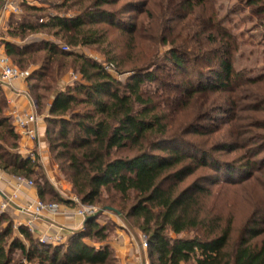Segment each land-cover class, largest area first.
Instances as JSON below:
<instances>
[{
    "label": "trees",
    "instance_id": "obj_1",
    "mask_svg": "<svg viewBox=\"0 0 264 264\" xmlns=\"http://www.w3.org/2000/svg\"><path fill=\"white\" fill-rule=\"evenodd\" d=\"M120 1L62 0L60 4L51 3L52 9L64 10L63 14L75 11L74 15H49L42 23L38 21L42 17L34 23L15 16L7 19L6 35L22 43L4 42V54L11 60L17 58L15 63L22 70L28 63L39 65L27 79L28 90L30 95L34 91L41 92L35 93L33 99L37 113L41 111L39 107L47 113L45 137L52 160L82 205H100L118 212L121 217L138 221L136 226L147 240L151 264H264V203L257 205L251 225L240 241L234 243L230 241L232 219L225 221L214 206L207 205L213 187L239 189L252 176L264 173L261 170L264 169L263 115L247 118L251 120L249 127L238 124L234 116L236 111H244L239 104L240 87L264 84V74L259 79H243L234 71L230 58L242 43L222 25L213 6L205 0H195L193 4L192 0H179L185 15H194L195 10H199L195 16L197 24L179 32L178 26L167 27L166 24L159 29L160 46L170 47L166 61L175 71L185 70L182 57L185 55L209 63L206 60L211 52L208 47L217 44L211 55L219 63V71L211 77L204 76L196 86L190 82L177 85L181 93L171 97L166 89L170 84L159 82L154 69L137 71L131 59L133 55H129L126 60L130 58L128 64L133 73L121 83L103 64L74 51L78 47L104 45L112 29L127 38L124 50L130 54L141 51L139 45L143 37L138 36L137 25L129 23L130 17L126 14H142L138 7L145 4L126 3L127 8L119 11L114 8ZM4 2L0 0V10ZM244 2L264 19V0ZM178 3L174 7H178ZM21 9L31 14L44 10L25 5ZM196 26L210 33L204 36ZM189 29L194 33L188 35ZM42 31L59 40L68 51H62L61 44L45 40L27 43L30 35ZM189 46L192 53L188 52ZM110 52L104 53L107 65L115 69L125 65L119 61L120 55ZM159 56L155 50L150 61L156 62ZM69 58L80 79L59 89V78ZM163 66L155 69L163 71ZM154 81L160 85L152 86ZM221 92L230 93V97L223 105L211 107L210 116L225 114L221 121L226 126L233 121L228 133L222 136L220 143L207 149L184 139L187 134H213L222 127L208 130L210 127L196 119L202 113L184 122V114L178 118L181 111L178 106L189 108L195 96L210 99ZM50 95L53 100L48 105ZM252 98L254 103L249 112L264 114V92ZM5 110L6 99L0 87V169L14 177H36L40 199L58 203L60 200L37 161L15 151L18 136ZM206 118L211 120L208 115ZM5 143H8L6 148ZM240 151L244 153L232 160L215 155ZM202 170L209 171V175L181 188L185 180ZM99 217L85 221L83 230L73 234L66 244L51 246L34 238L26 227H19L18 235L6 241L13 222L2 214L0 264H118L108 245L109 233L97 222ZM190 232L198 235L177 238ZM260 237L261 240L254 241Z\"/></svg>",
    "mask_w": 264,
    "mask_h": 264
},
{
    "label": "rangeland",
    "instance_id": "obj_2",
    "mask_svg": "<svg viewBox=\"0 0 264 264\" xmlns=\"http://www.w3.org/2000/svg\"><path fill=\"white\" fill-rule=\"evenodd\" d=\"M62 0H57L50 2L48 0L43 1V5L41 6L43 11L39 13H26L22 12V15L17 16L18 19H25L29 22H37V20L42 17L43 20H47V17L49 15H74L76 12H68L63 14L64 10H53L51 7V3H58L60 4ZM144 2V7H138V11H143L142 14H138V12H129L127 17H130L129 23H134L137 25V34L139 37H143L141 45L139 47L141 48L140 52L134 51L132 54L130 52L124 50V46L126 45L127 38L122 35L117 30H110L107 35V41L102 46H89V47H78L74 51L84 55L85 57L96 61L101 64H108L107 63V56L105 55L108 51H111L110 53L112 55H120L119 61L125 65L118 67L115 69V72H111L110 75L114 77L116 80L120 81L121 83H125L129 76L132 75L133 71L130 70L131 64H128L130 61L126 60L127 57L130 55L132 56V62H134L138 70L137 71H150L153 70L156 73V77L159 82L170 84V88H166L171 97H176L180 92V90H177V85L182 83H191L193 86H196L199 82H201V78L205 77H211L214 72L219 71V63L217 60L212 59V51L217 47L215 46H209L208 51H211L207 56L206 60L209 61V63H206L205 61L194 59L190 55L182 56L184 59V69L185 70H177L175 71L172 66L166 61V57H168L169 49L168 45L160 46L159 39L157 37L159 33V29L166 24L167 27H177L178 26V32L181 31L184 28H190L192 26H195L197 24V17L199 14V10H195V12L192 14L185 15V13L180 9L179 7V0H122L120 1L117 6L114 9H120L119 11H123L127 7H125L126 3H138V2ZM208 5L213 6L217 12L219 13V18L222 19V25L226 27L227 29L231 30L232 33L236 34L239 43L237 46V51L233 52L231 55V64L233 66L234 71L236 73H239L243 79H259L264 74V19L262 15H256L253 13V10L251 8H248L245 6V0H205ZM178 3V7H174ZM192 4L195 3V0H192ZM172 5V6H171ZM174 7V8H173ZM142 9V10H141ZM30 13V14H29ZM125 15V16H126ZM185 16V17H184ZM183 17V18H182ZM195 24V25H194ZM141 27V28H140ZM199 29V33L206 36L210 32H206L205 28H199V26H196ZM105 28V27H104ZM102 29V26H101ZM174 30V29H173ZM203 31V33H202ZM188 35L194 33V30H188L186 32ZM4 38H7V36H3ZM10 41H19L16 38H12L8 36ZM37 37L40 40H50L53 43L61 44L59 40H56L51 35L46 34L45 31H42L39 34H33L30 35L29 38ZM203 37V36H202ZM178 45V42L175 43L174 47ZM192 45V42H191ZM63 48H66L63 44L60 45ZM64 46V47H63ZM170 46V45H169ZM70 49V48H69ZM188 52L192 53V46H189ZM155 50H158L159 58L156 60V62H153V60L150 58L153 57ZM63 51V50H62ZM105 53V54H104ZM110 54V55H111ZM187 54V53H186ZM0 55H5L4 53ZM41 56L42 54H38ZM6 56V55H5ZM11 63L13 68L18 69L19 71H30L32 72L33 69H35L38 66H35L34 64L28 63L27 66H25L22 69L19 68V66L15 63L17 58H12V60L6 56ZM14 61V62H13ZM148 63V64H147ZM67 66L65 65V68L62 71V75L60 76V80L63 79L65 82H68V85H72L76 82L71 81V75L72 74H78L77 71H75L74 65L71 63V59L69 58L67 60ZM130 65V66H129ZM164 65L163 71H158L155 69L158 66ZM152 66V67H150ZM120 70V72L118 71ZM59 80V81H60ZM154 81L151 85L152 86H159V82ZM264 82V81H262ZM40 84V82H39ZM62 84V83H61ZM61 84L59 85V89L61 88ZM263 85L260 83L257 86H242L240 87V90L242 91L241 94V101L239 102L240 107L243 110L236 111L234 116L237 118V123L241 125L248 126L251 120H247V118H258V117H264V114L261 113H253L249 112L250 105H253L254 103V96H258L262 94L263 91ZM63 88L65 85L62 86ZM164 89V88H160ZM165 91V90H163ZM35 93H41L34 91L32 95H30V98L34 101L33 96ZM54 95V94H53ZM53 95H50V98L48 100V105L52 103ZM240 95V94H239ZM238 95V96H239ZM230 97V93H217L215 95H212L209 98H201L198 96H195L193 98V101L190 102L189 108L187 106L185 108H180L178 106V111L181 109V111L178 112V118L180 115L184 114V118L182 121L189 122L193 120L195 115L197 113H202L200 117H196V119H199V123L205 127H210L208 130H213L217 126H221L222 129L219 132L213 133V134H203L202 136H193V135H184V139L190 141L192 144L200 145L207 148L213 147L220 143L219 141L222 140V136L228 131L230 126L223 125L224 121H221L222 119H225V114H218L214 113L210 116L213 106H219L223 105L226 101V99ZM35 103V102H34ZM41 111L37 114L39 115H45L46 112L44 111L42 107H39ZM36 109V108H35ZM215 109V108H214ZM247 111H246V110ZM37 112V111H36ZM38 115V116H39ZM206 115L208 117H211V120H207ZM180 119H178L179 121ZM190 124V123H189ZM249 127V126H248ZM228 133V132H227ZM182 137V136H181ZM227 138V136H226ZM6 145L8 146V143L4 145L6 148ZM188 145V144H187ZM244 151L235 152V153H223V152H217L215 153L216 156H224V158L227 159H235L236 157H239L241 154H243ZM52 158V157H51ZM57 166V165H56ZM1 170V169H0ZM264 170V169H261ZM209 171L202 170L195 173L193 176L189 177L185 182L181 185V188H186L193 184L197 179H199L202 176L209 175ZM28 180V179H27ZM34 186H36L35 182L37 180L36 177H31L29 179ZM221 186H215L212 189V197L210 200H208L207 205L209 207L214 206L215 211L219 212L225 221H227L229 218L232 219V232H231V239L232 243L236 241H240L241 236L243 235L245 229L251 225V219L253 218V214L255 211V208L258 204L264 203V173H257L256 175L252 176L243 186L239 189H231V190H225L223 188H220ZM73 195V194H72ZM76 197V196H75ZM45 204H58L56 202H48L47 199H40ZM85 206V205H84ZM96 208V213H101L99 219L101 221L100 226H104L106 230L109 233V241L116 240L117 237V231L123 230L126 232V234L130 233L135 235H138V241H144L145 236L141 233V231L136 226L138 224V221L134 219H126L125 217H119L113 212L110 211H103L105 208L101 207L100 205L91 206ZM94 214V215H95ZM30 231V230H29ZM31 232V231H30ZM198 233V232H197ZM32 234V232H31ZM18 235V227L13 224L11 233L9 237L6 238V241H10L15 236ZM172 237H176L173 234H169ZM196 234L195 232H190L188 234H181L177 236V238H185V237H193ZM89 239L88 241H90ZM260 238L255 239L254 241H259ZM147 241V240H146ZM143 247V246H142ZM145 249L149 250V247H143ZM15 260L17 259L14 258Z\"/></svg>",
    "mask_w": 264,
    "mask_h": 264
},
{
    "label": "crops",
    "instance_id": "obj_3",
    "mask_svg": "<svg viewBox=\"0 0 264 264\" xmlns=\"http://www.w3.org/2000/svg\"><path fill=\"white\" fill-rule=\"evenodd\" d=\"M7 19L6 15H1L0 13V54L5 51L4 42L22 43L8 39L9 37L6 35ZM4 35L7 38H4ZM32 38H28L27 43L41 41L37 37ZM60 84V89H63L62 86H67L68 82L62 79L59 81ZM0 87L6 99L5 114L10 118L13 125L12 112L28 113L31 110L28 99V96L30 97L28 82L27 80H14L8 86L0 83ZM46 117L47 113L39 115L38 123L35 127L37 132L36 140L29 141L16 133L18 136V147L15 151L24 158L32 157L33 161H37L39 166H41L45 179L60 200L57 204L59 207L57 214L44 211L33 220L32 225V235L34 238L38 241L41 240L43 244L58 246L66 244L73 234L82 231L84 221L77 215V205L71 202V198L74 195H72L70 184L61 176L58 167L51 158L45 137L46 124L44 120ZM14 132L16 131L14 130ZM13 178L14 176L0 170V203L13 194L17 196L16 201L12 205L0 211V216L2 214L8 216L13 224L19 228L24 227L23 224L30 218L20 208L33 203L35 200L40 199V197L36 186H22L19 191H16ZM97 222L101 224L100 219ZM117 234L116 240L109 241L108 245L112 249L118 264H151L150 251L142 247V241H138V235L126 234L123 230H118Z\"/></svg>",
    "mask_w": 264,
    "mask_h": 264
},
{
    "label": "built area",
    "instance_id": "obj_4",
    "mask_svg": "<svg viewBox=\"0 0 264 264\" xmlns=\"http://www.w3.org/2000/svg\"><path fill=\"white\" fill-rule=\"evenodd\" d=\"M44 0H5L3 3V6L0 10L1 15H6L7 17L10 16H20L22 15V9L21 6H34V7H41L43 5ZM39 23L44 22L43 19L38 20ZM63 51H68L67 48H63ZM104 68L109 72H115V68L112 65L103 64ZM31 72L30 71H19L16 68H13L11 63L9 62L8 58L5 55H0V83L2 85H10L12 81L14 80H23L26 81ZM80 76L78 74H72L71 75V81L76 82L79 81ZM29 104L31 110L28 113H17L12 112L11 116L13 118V125L14 130L16 131L18 135H20L23 138H26L29 141H34L37 138V132H36V124L38 123V114L36 112V107L34 101L28 96ZM33 161L34 159L32 157H28ZM14 187L16 191H19V189L22 186H28L33 187L34 184L28 179L24 177H14L13 178ZM17 196L16 194H13L5 201L0 203V211L5 209L6 207L13 204L14 201H16ZM71 202L77 205V215L85 221V219L88 216L94 215L96 213V208L91 206H84L81 204L80 200L73 196L71 198ZM21 211H24L29 215V220L26 221L23 226L26 227L28 230L33 232L32 225L33 220L40 215L42 212L47 211L51 214H57L59 207L57 204L51 203V204H45L40 199L35 200L33 203H29L23 207L20 208ZM41 241V240H40ZM41 243H43L41 241ZM143 247H148V243L146 239L142 241Z\"/></svg>",
    "mask_w": 264,
    "mask_h": 264
},
{
    "label": "water",
    "instance_id": "obj_5",
    "mask_svg": "<svg viewBox=\"0 0 264 264\" xmlns=\"http://www.w3.org/2000/svg\"><path fill=\"white\" fill-rule=\"evenodd\" d=\"M103 211H110V212L115 213V214L118 215L119 217H121L120 214H119L118 212H116V211H114V210H112V209L105 208ZM101 213H102V212L97 213V214H95V215L88 216V217L85 219V221H89V220L95 219V218H97L99 215H101ZM85 221H84V222H85Z\"/></svg>",
    "mask_w": 264,
    "mask_h": 264
}]
</instances>
